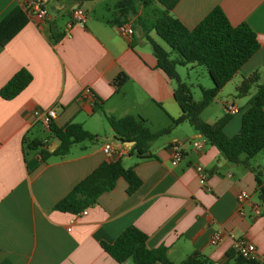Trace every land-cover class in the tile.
I'll use <instances>...</instances> for the list:
<instances>
[{
  "label": "crops",
  "instance_id": "obj_1",
  "mask_svg": "<svg viewBox=\"0 0 264 264\" xmlns=\"http://www.w3.org/2000/svg\"><path fill=\"white\" fill-rule=\"evenodd\" d=\"M117 1L45 0L47 18L29 14L18 33L6 44L0 43V89L23 67L33 74L15 97L0 95V264H135L132 257L115 260L101 245L113 242L130 225L147 233L149 248L166 246L175 264L194 251L208 256L213 264H235L236 238L254 243L259 256L255 264H264V199L260 196L264 150L252 158L250 166L230 162L209 141L198 151L192 141L204 136L184 121L166 139L151 143L150 157L140 158L130 153L133 144L117 141L104 114L95 109L98 103L115 117L142 116L152 130L169 126L172 117L182 114L174 95L175 81L157 66L137 24L142 6L138 4L139 14L127 21L134 33L126 36L114 22L123 19L115 7ZM25 4L26 0H0V21ZM79 6L86 11L85 23L68 27L72 11ZM217 6L233 25L245 22L253 28L260 42L257 52L229 82L235 80L239 86L244 76L258 71L257 84L263 83L264 0H179L172 14L192 29ZM150 35L159 42L154 31ZM121 73L128 80L116 91L112 81ZM253 86L254 91L239 98L219 99L217 94V110L204 116L207 107L203 119L215 122L227 112L226 103L234 102L238 110L225 132L236 134L256 92ZM88 87L91 92L83 94ZM53 106L58 127L80 122L98 139L76 143L65 155L42 160L39 148L27 145L36 139L52 151L57 138L36 121L34 111ZM155 125L158 128H152ZM174 140L186 142L183 159L176 165L170 149ZM106 142L113 144L115 158L134 166L141 186L128 193V182L120 177L84 215L55 209L79 181L114 156L104 151ZM197 164L207 169L211 190L201 185ZM242 190L251 194L250 201H238ZM215 231L224 235L216 245L210 243Z\"/></svg>",
  "mask_w": 264,
  "mask_h": 264
},
{
  "label": "trees",
  "instance_id": "obj_2",
  "mask_svg": "<svg viewBox=\"0 0 264 264\" xmlns=\"http://www.w3.org/2000/svg\"><path fill=\"white\" fill-rule=\"evenodd\" d=\"M179 0H118L115 7L123 14L117 24L125 23L132 14L143 13L137 17L144 37L149 42L157 59V66L164 70L175 81L174 95L182 108L179 117H172L169 126L152 130L142 116L127 114L115 117L106 113L102 104L95 109L101 111L117 138L121 142L134 141L130 153L140 158L150 157L151 143L164 134L170 133L177 125L187 121L198 130L210 143L217 146L222 156L234 163L251 165V160L264 150V82L258 83L260 74L255 71L244 76L237 87L239 96L246 95L253 85L257 89L249 99L247 109L242 113L239 131L229 136L225 126L232 118V113L225 112L215 122L203 119V111L215 99L219 91L235 76L240 68L257 52L260 42L253 28L243 22L233 25L221 7L212 9L194 28H188L179 18L172 14V9ZM160 5L157 6L154 3ZM140 4V6H137ZM29 21L27 9L17 6L0 21V43L6 44ZM154 31L169 49L154 39L150 33ZM59 37H57L58 39ZM202 65L208 70L214 85L201 87L202 97L194 99L191 86L180 77L177 66ZM33 79V74L26 67L18 70L0 89L3 98L11 99L19 94ZM128 80L125 73L113 79L116 91H119ZM56 138H60L58 146L50 151L42 146L41 141L33 139L27 147L38 149L42 160L53 155H65L72 145L85 140L95 141L97 135L87 130L82 123L70 121L58 127L53 121L49 129ZM99 164L90 174L79 181L67 195L60 199L54 208L64 212L77 214L98 202L99 196L113 189L120 177L128 182V193H133L142 179L134 166H125L121 157ZM260 196L264 199V187ZM148 235L135 225L128 226L113 242H102V247L117 261L122 262L132 257L135 264H175L167 254L166 246L149 248ZM236 254V253H235ZM178 264H213L205 254L194 251ZM235 264H255L236 254Z\"/></svg>",
  "mask_w": 264,
  "mask_h": 264
},
{
  "label": "built area",
  "instance_id": "obj_3",
  "mask_svg": "<svg viewBox=\"0 0 264 264\" xmlns=\"http://www.w3.org/2000/svg\"><path fill=\"white\" fill-rule=\"evenodd\" d=\"M25 9L28 10L29 14L36 15L37 17L44 19L47 18L49 15L48 7L46 6L45 0H26ZM87 18L86 11L82 7H77L72 11L71 19L68 23V27H71L74 23H85ZM120 32L123 35L131 36L134 33V27L132 23H122L119 25ZM91 92V89L88 87L84 90L83 94ZM227 112L235 113L238 110V107L234 102H227L225 106ZM34 117L36 121L40 122L42 125H44L47 129H50L51 123L54 121V119L57 117V110L56 108L49 107V108H39L35 109L34 111ZM208 140L203 137L200 139H196L192 141L193 147L201 151L206 142ZM186 142L183 140H174L170 144V149L172 153V164L176 165L178 164L182 159L184 155V148H185ZM104 151L112 155L115 153V148L111 142H106L104 145ZM196 170L199 176V181L201 185L205 187L207 190H211V186L208 183L209 173L207 169L202 164L196 165ZM262 173L264 174V169L262 170ZM237 199L239 202L244 203L248 202L251 199V194L246 191L242 190L238 193ZM88 212V208L83 209L78 215H84ZM256 212H260V208L256 207ZM224 238V235L221 231H215L211 237H210V243L211 244H218L221 242ZM233 248L236 254L241 255L244 258L250 259V260H256L258 259V253H257V247L254 243L248 241L244 238H236L234 240Z\"/></svg>",
  "mask_w": 264,
  "mask_h": 264
},
{
  "label": "rangeland",
  "instance_id": "obj_4",
  "mask_svg": "<svg viewBox=\"0 0 264 264\" xmlns=\"http://www.w3.org/2000/svg\"><path fill=\"white\" fill-rule=\"evenodd\" d=\"M154 4L157 6L160 5L157 2H155ZM85 6L90 7L91 3L86 1ZM63 18H64V15L62 16V19ZM158 40L162 45H164L166 48L169 49V46L161 38H158ZM177 71L180 77L182 78V80L186 81L191 86L194 99L196 100H200L202 97L201 87L209 88L214 85L213 80L205 66H202V65L193 66L192 64L179 65L177 66ZM237 84L238 83L235 84V80H232L231 82H229L222 90L219 91L217 98L219 99L239 98L238 92H237V86H238ZM251 90L254 91L255 86H253ZM216 110H217V103L215 102V100H213L211 104L208 106L206 110L207 112L204 113V116H208L209 114H214ZM185 122L188 123L186 125H191L189 122L187 121ZM157 126L159 125L152 126V128H158ZM167 137L168 135L164 134L163 136L158 138L155 142H159V141L161 142V140H164Z\"/></svg>",
  "mask_w": 264,
  "mask_h": 264
},
{
  "label": "water",
  "instance_id": "obj_5",
  "mask_svg": "<svg viewBox=\"0 0 264 264\" xmlns=\"http://www.w3.org/2000/svg\"><path fill=\"white\" fill-rule=\"evenodd\" d=\"M116 139H117V141L121 142V140L119 138H116ZM60 141H61L60 138L56 139L55 143L52 144V150H54L58 146ZM126 142L130 143V144H134V141H126Z\"/></svg>",
  "mask_w": 264,
  "mask_h": 264
}]
</instances>
